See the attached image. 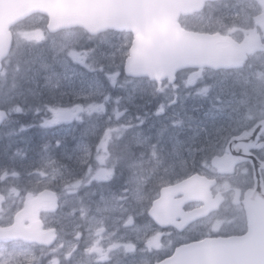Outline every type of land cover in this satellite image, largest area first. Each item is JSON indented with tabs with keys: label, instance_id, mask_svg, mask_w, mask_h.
<instances>
[{
	"label": "rangeland",
	"instance_id": "1",
	"mask_svg": "<svg viewBox=\"0 0 264 264\" xmlns=\"http://www.w3.org/2000/svg\"><path fill=\"white\" fill-rule=\"evenodd\" d=\"M257 8L259 5L253 0L239 5L229 1L214 2L203 12L181 19V23L198 32L228 33L233 30L240 37L251 27V21L258 14ZM14 31L17 46L32 44L38 53V65L43 74L40 79L34 78L29 96L37 97L38 105L46 101L51 116L45 124L54 128V134L67 130L70 136L74 134L75 126L81 127L76 146L72 145L75 148L68 149V145L57 137L52 151L32 157L27 152H33L41 141L48 142L44 135L36 138L34 135L39 133H32L26 148L22 151L13 149V156L8 157L1 153L5 148L0 136V188H11L7 184L9 180L14 188L22 187L16 181L24 182L33 193L45 188L58 189L59 199L69 206L79 202L78 195L83 194L86 186L97 184L101 187L103 182L117 180L121 188L117 198L111 194L99 196L100 189L94 190L93 196H87L86 202L92 203L95 209L90 230L106 220L99 217L101 213H121L122 205L132 199L142 203L147 197V188L157 182L156 173L161 167L170 165L164 164L165 161L194 156L206 148L211 149V155L218 145L228 142L236 123L243 124L245 114H260L259 110L264 106V54L253 56L241 70L189 68L177 75L175 84L166 82V85L159 86L150 79L125 81L121 77L120 70L132 42L127 33L106 32L91 37L84 30L74 28L53 35L48 32L47 20L43 16L30 18ZM43 50L46 51L44 55ZM1 73L8 74L4 70ZM123 83L128 86L122 95L123 88L118 85ZM117 87L119 91L115 94L112 90ZM167 88L173 93L166 96L164 91ZM153 92L166 96L163 101H157L158 107L152 116L160 121L159 129L144 127L147 117H136L131 113V108L141 107L142 103L137 104L138 101H145ZM27 97L26 93L12 91L0 100V107L25 106L15 101L24 104ZM94 109H98L97 112H93ZM90 135L97 138L95 146L90 144ZM63 136L68 138L67 134ZM128 149L135 152L130 159L110 156L111 152ZM58 150L61 157H57ZM93 157L94 161L89 165ZM59 163L63 167H59ZM69 165L84 170L85 174L83 171L75 177H68ZM18 173H29L30 176L15 178ZM69 218L68 214L60 215L59 225L63 230L70 224ZM2 219L6 220L5 213L0 216ZM53 222L54 219L50 220ZM92 237L89 233L90 240L84 243V250L72 254V257L96 259L98 253L91 248L97 246V241L91 240ZM73 245L74 242L59 243L61 248L66 247V254ZM105 254V250L100 253L101 257ZM11 259L8 249L0 246V264H12ZM29 261L36 263L37 259ZM16 262L20 264L19 260Z\"/></svg>",
	"mask_w": 264,
	"mask_h": 264
},
{
	"label": "water",
	"instance_id": "2",
	"mask_svg": "<svg viewBox=\"0 0 264 264\" xmlns=\"http://www.w3.org/2000/svg\"><path fill=\"white\" fill-rule=\"evenodd\" d=\"M215 0H0V69L9 55L13 36L10 28L24 19L39 13L48 17L52 33L81 27L91 35L107 30L127 31L134 40L125 63L130 77H149L161 82L175 80L176 72L183 68L207 67L214 70L237 69L244 66L248 56L264 49L256 30L242 42L220 33H200L184 29L179 19L201 12L206 3ZM263 14L256 18L264 21V0H258ZM4 114L0 112V127ZM264 130V121L254 129V135ZM247 136L232 138L228 151L236 145L247 148ZM239 160L245 156H237ZM200 176L193 175L174 185L164 187L154 202L150 216L157 220L174 222L181 219L180 229L205 214L204 209L183 212L188 201L202 200ZM183 197L179 200L175 198ZM261 200L259 206H253ZM5 198L0 193V208ZM249 231L229 239L209 240L182 246L175 255L161 264H264V191L257 190L247 200ZM26 208L17 216L12 229H0V241L24 239L29 242L50 244L38 233V220L29 228H22L25 217L36 218L43 208L55 210L58 197L45 190L38 197L29 198Z\"/></svg>",
	"mask_w": 264,
	"mask_h": 264
},
{
	"label": "flooded vegetation",
	"instance_id": "3",
	"mask_svg": "<svg viewBox=\"0 0 264 264\" xmlns=\"http://www.w3.org/2000/svg\"><path fill=\"white\" fill-rule=\"evenodd\" d=\"M245 1L248 0H232L230 2L239 5ZM253 1L257 2V0ZM218 2H222V0ZM256 11L258 12L256 16H258L263 12V9L259 6ZM256 16H254L251 28L247 32L256 29L264 42V21L257 24ZM231 33L236 35L233 30ZM245 35L233 37L237 41H242ZM260 54H264V51H261ZM259 113L257 115L245 114L242 117L243 124L236 123L231 129L230 139L247 136V148H240L236 145L234 151L228 152V143H224L217 146L218 149L216 148L213 156L199 150L194 156L182 159L172 158L170 161H165L164 164L172 166L163 167L165 171L158 172L157 182L155 181V184L147 188V197L142 203H136L132 199L122 205L121 213L117 211L101 213L102 215L99 217H105L106 220L96 229H89L95 209L92 203L86 202L87 196H93L91 191L95 187V190H101L97 193L99 196L111 194L117 198L121 189L117 180L112 183L103 182L101 187H98L97 184L91 187L86 186L82 191L83 194L79 193V202L75 205L65 206L60 199L55 210L43 208L38 212L36 218L25 217L21 222L22 228H29L34 221L38 220V233L43 239L47 237V241L52 236L50 244L10 240L0 243V246H5L8 249L12 255V264H17L16 260H19L20 264H161L173 257L181 246L210 239L243 236L249 231L246 201L257 190L264 191V130L257 135L253 133L256 125L264 120V108L260 109ZM60 133L51 134V136L54 139L62 138L66 145L71 141H73L71 143L76 142L75 138H67L65 141V136H63V134H67V137L72 138L75 133L71 136L67 130H62ZM117 153L111 152V158L125 157L123 152L118 155ZM32 155L30 154V156ZM237 156H245V159L239 160L236 158ZM94 158L91 159L89 165L94 161ZM178 164H182V166H178ZM228 168L231 169L229 172ZM194 174L200 176V196L204 199L186 202L183 205V211L191 212L209 205L211 208L209 213L188 223L183 229L177 226L181 220L169 222L152 218L149 211L153 202L160 197L161 189ZM29 176V173H18L14 177L27 179ZM171 178L175 180L171 182ZM165 179L169 182L165 183ZM16 183L22 187L14 188L8 180L7 184L11 188H0V192L5 196V204L0 209V216L4 213L6 215V220H0V228L7 230L12 229L17 223V216L24 210L26 199L37 195L30 192L27 187H23V184L17 181ZM24 185L27 186V184ZM87 188L90 190L89 193ZM57 194L60 197V193ZM182 197L177 196L175 200ZM260 203L261 200H257L253 206H259ZM125 209L128 211L126 212ZM61 214H68L70 217V224L64 230L59 225ZM113 218L119 219L114 220ZM52 219L54 222L50 223ZM89 233L93 235L91 240L97 241V246L91 248L93 252L97 251V258L89 261L80 256L72 257V254L84 250V243L90 240L88 239ZM61 241L74 242V245L69 248L68 254L64 253L66 247L59 246ZM104 250L107 255L101 257L100 253ZM27 255L30 256L24 260ZM32 258H36L37 262L29 261Z\"/></svg>",
	"mask_w": 264,
	"mask_h": 264
},
{
	"label": "trees",
	"instance_id": "4",
	"mask_svg": "<svg viewBox=\"0 0 264 264\" xmlns=\"http://www.w3.org/2000/svg\"><path fill=\"white\" fill-rule=\"evenodd\" d=\"M41 48L44 49L45 47L42 46ZM45 53L46 51L43 50L42 54L44 55ZM38 59V53L32 44L17 46L16 42H14L10 55L2 62V70L7 71L8 74L4 75L0 72V100L6 98L12 91L28 94L25 106L20 107L15 105L12 110L10 107H0L7 114L0 130V136H2L1 142L4 144L5 149H8L6 145L8 139H11V142H15L18 146L20 142L26 141L22 139L24 136L29 140L32 133H39L38 136L44 135L45 137L53 132V128H45L44 126L45 121L50 119L51 116V113L47 109L46 101L38 105V98L29 96L31 85L34 84V78L40 79L43 74V71L39 68ZM120 74L121 77L125 76L122 68ZM117 91L118 88L112 90L115 94H117ZM165 97L163 93L161 95L153 92L142 102L141 107L131 108V113L140 117H152L158 107L157 101H163ZM15 103L19 102L15 101ZM149 121L151 119H148L147 122ZM157 124L156 121L155 125ZM9 134L11 136L7 139V135ZM53 139L54 137H52V141Z\"/></svg>",
	"mask_w": 264,
	"mask_h": 264
},
{
	"label": "bare ground",
	"instance_id": "5",
	"mask_svg": "<svg viewBox=\"0 0 264 264\" xmlns=\"http://www.w3.org/2000/svg\"><path fill=\"white\" fill-rule=\"evenodd\" d=\"M70 142V141H69ZM71 143V142H70ZM69 152V151H68Z\"/></svg>",
	"mask_w": 264,
	"mask_h": 264
}]
</instances>
